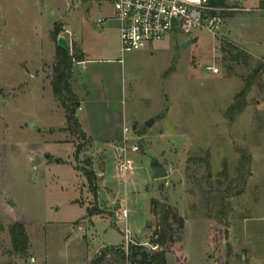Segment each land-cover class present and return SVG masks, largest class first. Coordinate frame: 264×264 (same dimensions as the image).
<instances>
[{
    "label": "rangeland",
    "instance_id": "obj_1",
    "mask_svg": "<svg viewBox=\"0 0 264 264\" xmlns=\"http://www.w3.org/2000/svg\"><path fill=\"white\" fill-rule=\"evenodd\" d=\"M227 6L217 36L172 33L120 54L109 0H0V264H95L101 251L123 247L124 221L133 245L150 248L153 199L185 221L176 235L183 264H221L226 243L229 264H264V3ZM54 26L69 52L82 50L86 60L74 65L72 79L78 127L51 93ZM227 44L243 53L236 61ZM212 64L218 73L205 70ZM248 79L244 107L231 115ZM124 127L127 143L138 147L128 152L132 170L125 174L114 151ZM243 154L250 156L244 191L228 198L227 238L218 227L214 248L209 200L236 177ZM151 156L166 178H153ZM12 223L28 238L22 255L12 250ZM180 255L177 246L164 264H178Z\"/></svg>",
    "mask_w": 264,
    "mask_h": 264
},
{
    "label": "trees",
    "instance_id": "obj_2",
    "mask_svg": "<svg viewBox=\"0 0 264 264\" xmlns=\"http://www.w3.org/2000/svg\"><path fill=\"white\" fill-rule=\"evenodd\" d=\"M220 6H225L222 1L216 2ZM59 29L54 26L52 31V38L56 43ZM227 48L236 51L235 55H231V60H237L241 53L235 46L227 44ZM225 51V49H223ZM238 53V54H237ZM83 60V53L76 50L71 54L69 51L59 47L57 43L54 49V63L52 66V74L50 78L51 93L55 100H57L62 107L65 120L67 123H72L78 127L75 111L79 107L80 97L72 87L74 64ZM252 77L257 76L256 69L252 70ZM252 79L245 80V85L239 93L234 97L233 104L229 107L228 112L231 115L239 113L244 107V98L249 92ZM250 163V156L242 155L241 161L236 170V177L228 181L224 190H218L214 196L209 200V213L207 218L211 221L210 232L208 234L209 245L213 244L214 248L217 244L216 238L217 228L222 227L223 242L227 238L228 216L230 213V206L228 198L232 195H240L244 191V173L247 171V166ZM88 188L92 194L96 195V179L91 170L85 172ZM225 180L229 179L226 171L221 173ZM206 181H209L207 175ZM150 214L155 219V224L149 238L148 244L157 246L156 250H152L140 245H131L128 253L119 247H112L105 249L106 256H108V264H164L167 253H174L177 246L182 251V255L176 256L178 264H183L186 260L184 252V245L182 242L178 243L176 235L182 231L185 221L177 214V211L166 203L157 200L150 201ZM150 229V225H146ZM7 232L9 234L12 250L17 255H22L28 248V238L26 236L24 226L20 223H12L8 226ZM225 258L221 264H229L228 258L232 254L231 247L228 243L225 244ZM105 257L98 256L95 264H102Z\"/></svg>",
    "mask_w": 264,
    "mask_h": 264
},
{
    "label": "built area",
    "instance_id": "obj_3",
    "mask_svg": "<svg viewBox=\"0 0 264 264\" xmlns=\"http://www.w3.org/2000/svg\"><path fill=\"white\" fill-rule=\"evenodd\" d=\"M114 17L118 23V37L120 54L130 51L144 50L153 42L162 41L172 33L189 35L196 30H205L213 36H217L222 25V14L230 10L227 4L239 0H109ZM222 1L225 6L216 2ZM264 3V0H257ZM105 23V20H98ZM68 33L67 30H64ZM218 51L217 48L214 49ZM205 70L212 74L218 73L214 64L205 66ZM264 77V71H262ZM128 128H123V138L115 146L119 170L123 174L132 170V160L128 158V152L137 151L136 145L127 143ZM126 219L127 211L121 214ZM123 247L124 253H128L131 245L135 244L124 221ZM150 249L156 250L157 246ZM33 262V258L31 259Z\"/></svg>",
    "mask_w": 264,
    "mask_h": 264
},
{
    "label": "water",
    "instance_id": "obj_4",
    "mask_svg": "<svg viewBox=\"0 0 264 264\" xmlns=\"http://www.w3.org/2000/svg\"><path fill=\"white\" fill-rule=\"evenodd\" d=\"M188 44H189V41H185L183 43V46H186ZM57 45L65 49L66 51H70L69 43L66 40V36L64 35H59L57 37ZM153 123H154V119L151 118L145 123V127L150 128L153 125ZM132 129L134 130L135 126H133ZM56 162H58V160H56ZM149 168H150V171L154 179H163L168 176V170L154 156L150 157ZM209 175L210 173H208V176ZM104 254H105L104 251H101L100 255L103 256Z\"/></svg>",
    "mask_w": 264,
    "mask_h": 264
},
{
    "label": "crops",
    "instance_id": "obj_5",
    "mask_svg": "<svg viewBox=\"0 0 264 264\" xmlns=\"http://www.w3.org/2000/svg\"><path fill=\"white\" fill-rule=\"evenodd\" d=\"M190 43V42H189ZM81 52L83 53V51L81 50ZM86 60H85V58H84V53H83V60L82 61H80V62H77V63H75L74 65H83V63L85 62ZM75 92H76V90H75ZM77 93V92H76ZM80 103H81V101H80ZM133 128V127H132ZM135 129H136V126H135ZM133 130V129H132ZM122 135H123V129H122ZM123 138V137H122ZM121 138V139H122Z\"/></svg>",
    "mask_w": 264,
    "mask_h": 264
}]
</instances>
